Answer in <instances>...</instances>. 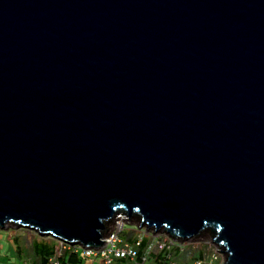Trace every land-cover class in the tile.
<instances>
[{"label": "water", "instance_id": "95a60500", "mask_svg": "<svg viewBox=\"0 0 264 264\" xmlns=\"http://www.w3.org/2000/svg\"><path fill=\"white\" fill-rule=\"evenodd\" d=\"M118 213L264 264V0H0V228Z\"/></svg>", "mask_w": 264, "mask_h": 264}, {"label": "built area", "instance_id": "2783aa9c", "mask_svg": "<svg viewBox=\"0 0 264 264\" xmlns=\"http://www.w3.org/2000/svg\"><path fill=\"white\" fill-rule=\"evenodd\" d=\"M129 219L126 214L118 213L108 221L111 224L110 226L105 225L101 238L103 244L97 248L84 247L56 239L59 241L57 253L48 257V264H71L68 261L61 260L66 251L86 258L90 264H114L116 261H125L127 264H178L174 249L176 245L164 232L160 233V237L153 238V241L148 239L141 257H138L139 248L144 237L137 234L133 242H129L123 234V224ZM137 227L140 229L143 226L138 223ZM147 231L149 230L144 227V234ZM151 233L153 234V232ZM152 252H155L159 257H150ZM219 254L218 249L214 252L208 250L207 253H202L201 257L195 256L197 258L193 260V264H218L216 256ZM77 258L80 259V257Z\"/></svg>", "mask_w": 264, "mask_h": 264}, {"label": "rangeland", "instance_id": "374dc122", "mask_svg": "<svg viewBox=\"0 0 264 264\" xmlns=\"http://www.w3.org/2000/svg\"><path fill=\"white\" fill-rule=\"evenodd\" d=\"M137 224V219L132 216L131 219H129L127 222H124V231L126 228L130 229V232L135 231L136 234L147 237L151 241H153V238L160 237L161 231L153 232L152 234L149 230L146 234H144V227L139 229L137 227ZM106 225L110 226V222H108ZM166 235L175 245H177L179 248H182V254H185V259H187V257H195L199 252L207 253L208 250H212L214 252L217 249V247L212 243V237L208 231H203L196 237L181 241H176L170 235ZM14 238H17L19 244H22V246L24 247V255L22 258L25 263L21 260V258L15 256V248L10 241L14 240ZM35 240L49 241L56 239L51 236L40 235L35 231L23 227H13L10 224H6L4 228H0V264H30L32 262L38 263L39 260L34 255L32 248V242ZM56 241L57 244H59V241ZM216 257L218 264H222L224 262L223 256L221 254L217 255ZM80 260L81 261L77 264H90V262L84 257H80ZM177 263L182 264V261L178 260Z\"/></svg>", "mask_w": 264, "mask_h": 264}, {"label": "trees", "instance_id": "16d2710c", "mask_svg": "<svg viewBox=\"0 0 264 264\" xmlns=\"http://www.w3.org/2000/svg\"><path fill=\"white\" fill-rule=\"evenodd\" d=\"M147 241L145 239L142 240L138 257H141ZM32 248L35 256L39 259L38 264H48V257L56 255L58 244L56 240H38L32 242ZM197 256L201 257V253L199 252ZM61 260L64 262L68 261L71 264H77L81 261L75 254L70 253V251H66Z\"/></svg>", "mask_w": 264, "mask_h": 264}, {"label": "crops", "instance_id": "0c3cea01", "mask_svg": "<svg viewBox=\"0 0 264 264\" xmlns=\"http://www.w3.org/2000/svg\"><path fill=\"white\" fill-rule=\"evenodd\" d=\"M127 230V231H126ZM130 229H125L124 231V236L128 238L129 242H133V240L136 237V233L134 232H130ZM6 236V235H5ZM7 238V237H6ZM145 240H148L147 237H144ZM10 240V239H9ZM15 248V256L21 258V260L23 261V255H24V247L22 246V244L20 245L18 242L17 238H14V240H10ZM38 241V240H35ZM175 249V254H176V259L177 261H182V264H193V260L197 257H187V259H185L186 257L184 256L185 254H182V248H179L177 245L174 247ZM34 253V252H33ZM202 254V253H201ZM35 255V254H34ZM77 257H81V256H77ZM150 257H158V255L155 252H152ZM185 257V258H184ZM39 260V259H38ZM24 262V261H23ZM25 263V262H24ZM39 263V261H38ZM36 263H30V264H38ZM136 263H138V261H136ZM114 264H127L125 263V261H116Z\"/></svg>", "mask_w": 264, "mask_h": 264}, {"label": "bare ground", "instance_id": "6f19581e", "mask_svg": "<svg viewBox=\"0 0 264 264\" xmlns=\"http://www.w3.org/2000/svg\"><path fill=\"white\" fill-rule=\"evenodd\" d=\"M111 224V223H110Z\"/></svg>", "mask_w": 264, "mask_h": 264}]
</instances>
